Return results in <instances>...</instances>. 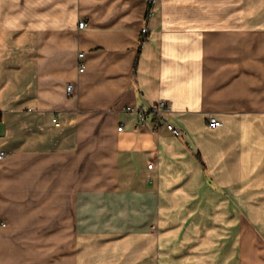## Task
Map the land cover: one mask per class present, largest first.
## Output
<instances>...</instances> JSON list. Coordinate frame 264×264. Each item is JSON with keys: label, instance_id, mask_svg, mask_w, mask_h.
<instances>
[{"label": "crops", "instance_id": "0c3cea01", "mask_svg": "<svg viewBox=\"0 0 264 264\" xmlns=\"http://www.w3.org/2000/svg\"><path fill=\"white\" fill-rule=\"evenodd\" d=\"M146 8L0 0V264H264V0Z\"/></svg>", "mask_w": 264, "mask_h": 264}, {"label": "built area", "instance_id": "2783aa9c", "mask_svg": "<svg viewBox=\"0 0 264 264\" xmlns=\"http://www.w3.org/2000/svg\"><path fill=\"white\" fill-rule=\"evenodd\" d=\"M87 25V22L82 20L79 22L78 27L80 29L84 28ZM84 52H80L78 54L79 62H78V70L79 72H83L85 69V61H84ZM74 84L70 83L67 86V92L68 94L73 93ZM126 110L128 111H136L140 115V122L142 124L147 123L150 114H152V120L150 123V127L152 131L159 132L161 128L167 129L169 132H171L174 136H180L181 135V129L174 125L172 122L165 119L166 115H169L172 113L171 105L167 100L161 99L155 103H152L148 109L144 108L143 106H137V107H127ZM58 124V122H56ZM208 126L209 127H218L222 124V121L216 117H209L208 119ZM123 125L118 127V130H122ZM6 155V152L3 150H0V160H2ZM154 161H150L147 164L148 169L154 168Z\"/></svg>", "mask_w": 264, "mask_h": 264}, {"label": "trees", "instance_id": "16d2710c", "mask_svg": "<svg viewBox=\"0 0 264 264\" xmlns=\"http://www.w3.org/2000/svg\"><path fill=\"white\" fill-rule=\"evenodd\" d=\"M153 4H154V0H147V8H146V20L148 19V17L150 16L152 9H153ZM146 28L144 29V31L142 32V38L141 40L143 41L144 37L146 36Z\"/></svg>", "mask_w": 264, "mask_h": 264}]
</instances>
